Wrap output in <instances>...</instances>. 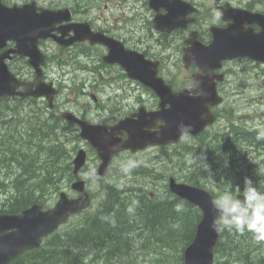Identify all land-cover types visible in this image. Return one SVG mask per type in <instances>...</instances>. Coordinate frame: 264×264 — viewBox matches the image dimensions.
Returning a JSON list of instances; mask_svg holds the SVG:
<instances>
[{
    "label": "water",
    "instance_id": "obj_1",
    "mask_svg": "<svg viewBox=\"0 0 264 264\" xmlns=\"http://www.w3.org/2000/svg\"><path fill=\"white\" fill-rule=\"evenodd\" d=\"M181 10L179 5L171 6L166 16L168 19L176 16L178 18ZM57 13L44 11L36 14L29 12L26 7L6 8L0 2V48L7 40H16L17 49L12 51L34 58L31 63L38 78L41 72L38 60L40 53L36 48V39L44 36L48 23L59 20ZM234 20L233 26L226 29H213V41L208 46H202L192 40L191 47L186 50L184 60L194 59L201 69L209 67L211 71L219 66L222 59L226 58L248 56L264 61V30L256 34H244L242 35L244 39L239 40V34L234 30L241 29L243 19L241 24L236 21V17ZM171 21L177 25V22L172 19ZM96 37L101 38L100 42L105 43L109 48V54L104 58L105 61L121 64L131 78L150 86L161 100L159 104L161 110L150 114L140 111L136 114L137 119L122 120L110 131L104 127L76 120L81 128V137L87 139L96 148L101 158L98 169L100 175L104 173L111 154L117 150L128 148L135 151L148 144L164 145L176 142L181 137L178 125L191 126L190 134L195 135L213 122L214 116L209 112L208 105H214L220 101L216 95L213 79H209L208 76L200 77L197 84L201 87L202 94L199 96L189 95V90L172 93L170 87L156 76V68L152 66L150 69L142 55H133V52L125 51L120 43L111 38L100 37L99 34H96ZM8 53L0 56V96L13 95L18 84L3 63V58ZM167 103L169 107L163 109ZM159 119L164 121V124L160 126V131H144L145 127L150 128L154 121ZM147 120L153 122L149 123ZM121 130L127 132L128 137L125 140L117 136ZM84 159L85 153L80 150L74 159V172L83 165ZM72 187L81 192L84 183L77 181ZM169 188L175 194L198 206L202 211L193 241L184 250V264H213V249L219 230H213L209 226L216 216L211 203L212 196L205 190L176 183L173 179L170 180ZM88 203L87 193L76 199H69L65 193H61L55 207L49 211H41L40 206L33 205L20 214H0V264H9L19 253L37 247L44 235L65 221L70 213L87 207Z\"/></svg>",
    "mask_w": 264,
    "mask_h": 264
},
{
    "label": "trees",
    "instance_id": "obj_2",
    "mask_svg": "<svg viewBox=\"0 0 264 264\" xmlns=\"http://www.w3.org/2000/svg\"><path fill=\"white\" fill-rule=\"evenodd\" d=\"M4 122L0 120V123ZM32 125L36 126V123ZM14 132L26 142L25 138L31 133V126L22 122L21 125L14 127ZM49 133L38 140V151L30 157H26L14 143L4 148L11 160L20 162L22 158L25 161V165L20 163L24 172L28 173L24 181L18 180L20 176L15 180L17 196L12 193L14 185L10 184L8 187L6 192H11V195L7 196L9 201L16 196L9 202L8 210H18L36 202L38 196L33 191L42 183L56 187V179L62 173L59 166L64 164L65 171L69 168L67 154L62 164H57L64 152L63 139H66L67 135L63 133L59 138L60 133L54 134V130ZM212 139V142H208V148L213 146V164L218 160L214 157V152L228 153L231 149L216 147V138ZM30 144L37 147L36 143ZM42 146L50 156L36 163ZM32 165H39L43 172L36 174L34 167L31 173ZM217 179L219 177H216V181ZM230 179L224 178L226 186L231 185ZM219 195V192L215 194L216 197ZM133 200H137L139 204L135 215L131 216L126 209ZM176 204H182L184 210L176 212ZM103 217H114L115 226ZM199 218L200 212L196 207L177 197L169 194L155 197L149 192H123L115 185H111L107 186L98 208L85 211L76 225L50 236L38 248L16 257L11 264H143L137 256L142 248L147 249V254L152 255L148 260L149 264H183L182 251L191 241ZM253 240L256 239L250 232L240 234L225 229L216 246V264H222L221 259L226 258L240 264L260 263L263 260L259 254L262 246L257 243L261 242L255 243Z\"/></svg>",
    "mask_w": 264,
    "mask_h": 264
},
{
    "label": "rangeland",
    "instance_id": "obj_3",
    "mask_svg": "<svg viewBox=\"0 0 264 264\" xmlns=\"http://www.w3.org/2000/svg\"><path fill=\"white\" fill-rule=\"evenodd\" d=\"M115 3H117L116 0ZM104 5H105L104 2H101L99 4L100 9L98 13H102L104 16H106V18H108L111 15V11L109 8L104 9ZM112 5H113V15L121 16L122 9H120L121 8L120 5L118 3ZM106 22L107 21L105 20H100L97 21V24L101 25V24H105ZM117 25L120 27L121 25H123V21L121 20ZM179 56H180L179 52L176 53V59L172 61L170 60V62L167 61L166 63L163 64L164 68L162 67V69H160L161 75L167 78L168 79L167 81H169L170 83L172 82L174 86H177L175 84L176 81L181 82V84L187 82L188 73L184 68L181 67V63H179L178 61ZM93 57L99 58L101 57V53L97 52V54H94ZM231 66L236 69H233L231 72L229 71L227 74V83L229 84H227L228 86L226 88L225 93L228 96L227 100L230 101L225 103L224 105V107H229V109L225 110L223 112V115L218 114L221 117L219 118L218 116L216 123L213 126L209 127L207 129V133L201 136L198 140H195L191 137H189L187 140L182 139L176 147L177 149L176 152L178 153L181 152V154L175 156L172 161H168V159L164 158L159 153V149L155 147H148L146 149L140 150L135 153L120 151L112 157L106 175L103 178L104 180H99L100 178L97 177V173H96V168L99 162L98 157L96 155V152L92 149V147H90L86 143L85 140H81L77 138L71 142H68L63 147L64 151L65 149L66 151L62 152V155L66 153L67 155L71 154V156L73 157L76 150L80 147H83L88 153L87 163L82 168L81 175L82 178L88 181L87 188L94 197V203L92 204L93 206L91 210L96 208L99 201L103 199V197L105 196V191L104 189L102 190V185L104 183L113 184L120 189L140 188L146 190L147 188L149 191L155 193L156 195H158V193H160L159 195H164L166 193L164 186V184L166 185V178H164V176L167 175L166 174L167 172L175 174L179 180H184L185 178L183 177V173L189 172L191 174L192 181L195 180L196 178H199L202 182L208 183L207 185L209 184L213 185L211 178H213L212 176L214 175L211 174V171L214 174L225 173L226 174L225 177L228 178L230 177L232 179V180L230 179L231 185H233V181L235 183L236 182L240 183V181H242L237 176L238 173L234 174L231 172L230 173L223 172L222 166L219 165L220 159H218L216 163H213L212 169L210 168L211 165L208 164L209 168L207 170L200 167H196L195 165H189L186 161V156L189 153H192L190 150H188V148L192 144H197V143H201L202 141L208 140L210 138V135L220 136L225 132L227 133V131L232 128V125L227 124V122L235 121L236 124H238L237 120L250 122V111H247L245 109V105H247L246 102L247 101L250 102L251 96L256 97V96L264 95V86H263L264 76L263 77H259L260 75L256 76L257 73L260 72V70L258 69L253 70L250 65L242 64L240 62H237ZM88 67H94L95 70L92 71V69H68V71L76 76L89 78L88 81L87 79L84 82L80 81V84H82V86H86L87 89L86 92L96 91L99 92V94H101L102 96L101 107L96 108L98 104H93L90 106L87 103V98L84 96H79L77 98L78 100L76 101V95L72 94V90L71 91L65 90L63 92V95L58 97L59 99L58 109L64 104L65 106H68V103L75 101V106H70L74 110L80 111L84 114L87 113L88 118L92 121L111 124L117 121V119H119L120 117L124 116L126 113L130 112V110L134 109L135 107H138L137 105L139 103H144L147 106L154 104V101L152 99V94L150 92H148L147 90L141 87H138V89H136L135 88L136 86L134 85L133 82L128 83L126 82V80H123V78L120 77V74L122 73L119 67L106 66L105 64L100 65L98 63V59L94 61V64H90V66ZM53 70L57 71L58 68H55ZM95 85H97L96 88ZM117 88H119V90H116ZM95 89H98V91ZM236 89H240V90H236ZM117 91L120 93H116ZM238 93L242 95L241 98L240 96L238 97ZM236 99H238L237 102ZM234 102L238 104L232 106V103ZM247 107H251V106H247ZM218 109H220V107H218L217 110ZM251 114H252L251 115L252 120H256L255 114H253L252 112ZM259 122L262 121L259 119ZM238 128L243 129L242 127H238ZM53 129L54 131L55 130L58 131V129L56 128ZM64 133L67 136H71L73 134L72 131H68L67 129L64 130ZM15 139H19V138L16 137ZM12 141H16V140H12ZM173 149L174 148L170 149L171 153L173 152ZM251 149L252 148L247 147V149L245 150H247V152L249 151L248 153L253 157L252 159L255 162L257 159L256 163L260 165V169L259 168H255V169L256 172H261V170H264V162H263L264 151L261 152L262 155L256 157L252 154V152H250ZM40 151L44 153L38 156L41 157V159H44L46 148L42 146V149H40ZM129 158L135 159L139 164V167L135 168L130 176L124 175L119 171V164L121 162L126 161ZM246 159L239 158V160H237L235 164L239 165L240 168L246 169L247 168L246 166L248 165V163H250L249 159L248 158ZM228 165L233 166V164H229V163L227 164V166ZM239 167H237V170H242L240 171L241 172L240 177H242V179L243 178L245 179L246 177L251 178L250 173L245 172L246 170L240 169ZM16 168H15V164H13L11 167L12 172H18V168L17 169ZM142 168L143 171H141ZM147 169H152L153 172L148 174ZM4 171L5 169H2L0 171V174H2ZM93 171H94V178H92L91 176V173H93ZM61 172L68 173V171H65L63 169L61 170ZM117 172H119L120 174H117ZM68 177L69 175H67L65 178H63V175L60 176L57 182V188L60 187L59 190L68 189V186H66L68 183ZM46 187L49 188L50 186L46 185ZM238 187L239 185H237V189ZM243 187L244 184L242 186V189ZM216 189L219 192L223 193V190H220L218 187H216ZM54 197L55 194H53L50 191V193L47 194L46 196L48 203L51 202L54 199ZM79 221H80V216L71 217L68 221L69 224L68 226L78 223ZM63 228L64 226L61 227L60 231L63 230ZM137 256L140 262H143V264H149L148 260L151 258L152 255L147 254V249L142 248V250L138 251Z\"/></svg>",
    "mask_w": 264,
    "mask_h": 264
},
{
    "label": "flooded vegetation",
    "instance_id": "obj_4",
    "mask_svg": "<svg viewBox=\"0 0 264 264\" xmlns=\"http://www.w3.org/2000/svg\"><path fill=\"white\" fill-rule=\"evenodd\" d=\"M8 5H23L30 3L37 12L41 9L60 10L62 14L60 19L53 25L51 35L45 38H40L38 45L44 54L45 63L43 65V79L52 81V78L47 74L46 70L50 68L74 69V68H87L90 64L98 59L100 65L105 64L102 60L103 55L107 52V48L102 45L91 44L88 35L91 31L100 32L104 35L114 37L122 41L126 49L136 50L144 55L145 58L159 63L160 67L167 61L176 59V53L179 51L183 53L186 47L187 40L191 33L196 32L197 39L202 44L207 45L212 40V33L210 29L215 27L217 29H226L234 23V18L241 24V29L237 28L234 32L238 33V39H244L242 35L248 33H259L264 30V0H183L190 4L191 7L196 9L193 15V22L188 24L184 29H175L170 32L159 31L155 29L153 18L156 15L149 7V0H116L122 9L121 16L113 15V5L115 0H2ZM92 1V2H91ZM104 2V9L109 8L111 15L106 18L99 12V4ZM110 4V6H109ZM68 10V12H66ZM158 13L163 14L164 9L159 8ZM262 16V17H258ZM239 17L241 20L239 21ZM233 18V19H232ZM123 25H117L121 20ZM105 20V24H97V21ZM112 21V22H110ZM78 25L81 32L74 34L72 25ZM57 37H61L58 41ZM83 37V39H82ZM74 39V41H71ZM14 46L13 42L6 45V48ZM181 47V48H180ZM2 49L0 52H2ZM97 52L101 53V57H93ZM182 57V54H181ZM181 62V61H180ZM237 62L248 64L251 68L256 70L263 67V61H257L249 57H239L232 60H227L222 63L219 70L225 77L219 88L224 91L226 88L223 86L227 83V67ZM10 68H16V73L20 79L24 81H32L33 73L30 70L31 65L26 57L16 56L7 60ZM84 64V65H81ZM106 66H109L106 64ZM117 66V65H115ZM27 68L26 70L20 68ZM118 67V66H117ZM94 68V67H93ZM185 68V67H184ZM29 69V70H28ZM187 81L189 76L197 72V66L190 63L185 68ZM207 71L204 72V74ZM261 72V71H260ZM259 72V73H260ZM258 74V73H257ZM123 80L129 82V79L122 71ZM55 84V83H54ZM170 86L173 87V84ZM56 97L59 96V88ZM191 84H183L182 87H188ZM139 85H136L138 89ZM90 94H95L90 91ZM55 97V98H56ZM99 98H102L99 94ZM32 98H28L31 100ZM154 101L153 105L147 106L144 103H139L137 106H144L150 110L158 105V98L152 95ZM40 100L44 104L46 101L42 98ZM95 104L99 105V99H96ZM48 103H46L47 105ZM56 105V99H54ZM53 104V105H54ZM138 107L130 110L124 115H131ZM55 115H61V112H53ZM79 117L84 118L85 114L78 112ZM107 124L108 126L113 125ZM247 143V141H245ZM252 143V142H251ZM8 143H2L0 146V166H5V153L4 148ZM3 150L6 151L3 153Z\"/></svg>",
    "mask_w": 264,
    "mask_h": 264
},
{
    "label": "clouds",
    "instance_id": "obj_5",
    "mask_svg": "<svg viewBox=\"0 0 264 264\" xmlns=\"http://www.w3.org/2000/svg\"><path fill=\"white\" fill-rule=\"evenodd\" d=\"M178 131L187 140L191 132V126L180 124L178 125ZM256 139L264 140V128L258 130ZM186 161L189 165H195L205 170L209 168L203 152L199 155L194 154V152L189 153L186 156ZM225 166H227L226 159ZM137 167H139L138 162L129 158L119 164V171L130 176ZM91 176L94 178V171ZM211 203L216 211V216L209 225L213 230L227 229L240 234L250 232L256 241L264 242V191L259 190L251 179L246 177L243 189L241 190L238 187L235 195L231 192H225L212 200ZM138 204L137 200H133L126 209L127 213L134 216ZM183 210L182 204L175 205L176 212L179 213ZM103 219L110 220L113 226L116 224L114 217H103Z\"/></svg>",
    "mask_w": 264,
    "mask_h": 264
},
{
    "label": "bare ground",
    "instance_id": "obj_6",
    "mask_svg": "<svg viewBox=\"0 0 264 264\" xmlns=\"http://www.w3.org/2000/svg\"><path fill=\"white\" fill-rule=\"evenodd\" d=\"M56 122V121H55ZM54 122V123H55ZM58 122V121H57ZM52 129H53V127H52ZM57 129V128H56ZM54 130V129H53ZM59 134L60 133V135H59V138L62 136V134L64 133V130L63 129H58V131H54V134ZM50 134V133H49ZM49 134H46V135H49ZM42 138V137H41ZM40 139V138H39ZM61 140V139H60ZM74 140V134H72L71 136H67L66 137V139H63V142H64V144H63V146H65L68 142H71V141H73ZM213 140V139H212ZM216 140V139H215ZM245 141H247V143L245 142ZM212 142V141H211ZM252 142V143H251ZM39 144H37V146H38ZM227 147V148H229V149H231V150H240V148H246L247 149V147H250V148H252L251 150H250V152H252V154L254 155V156H256V157H259L260 155H262L261 154V151L260 150H264V140H257L256 139V137L255 136H247V137H243V138H239L237 141H229V142H222V143H220V146L219 147ZM42 149V148H41ZM38 151V149H34L33 151H30V150H25L24 151V154H25V156L26 157H30L31 155H33V153H35V152H37ZM226 151H222V152H214L215 154H214V157H217V159H221V157H223V155H224V153H225ZM249 152V151H248ZM23 153V152H22ZM44 152H42V151H40L39 150V152H38V155H42ZM208 153V152H207ZM206 153V154H207ZM228 154H230V153H228ZM50 156V153L46 150L45 151V157H44V159H46V158H48V157ZM52 156H54V155H52ZM38 161L36 162V163H38L39 161H43V159H41V157H39L38 156ZM67 159V158H66ZM256 159V158H255ZM259 159V158H258ZM263 159V158H262ZM261 159V160H262ZM247 160V159H246ZM250 161V160H249ZM20 162L21 163H24V165L26 164L25 163V161H23V159L22 158H20ZM241 162V161H240ZM256 162H257V159H256ZM263 162H264V160H263ZM234 166V165H233ZM15 168H16V166H15ZM17 169V168H16ZM245 172H247V173H250V171H248V170H246ZM246 173V174H247ZM211 174L212 175H214V176H212V177H214L215 179H216V177L218 178L219 177V179H217V182H218V188L220 189V190H223V193H225V192H231V193H233V192H235L236 191V189H237V185H239V183H235L234 181H233V185H231V186H226V184L224 183V178H225V173H219V174H217V175H215L214 173H212V171H211ZM262 175H261V177L263 178V180H264V171H262V173H261ZM62 175V173H60V175H59V178H60V176ZM248 175V174H247ZM252 175H254V174H252ZM259 175H255V177H257L258 179H257V181H256V186H257V188L259 189V190H261V191H264V181L262 180V179H260V177H258ZM59 178H57L56 180H57V182H58V180H59ZM248 178V177H247ZM250 179V178H249ZM111 185H113V184H108V185H106L105 187H104V191L106 190V188H107V186H111ZM117 187V186H116ZM55 188H57V186L55 187ZM120 189V188H119ZM121 191H123V192H129V193H131V192H135V193H137V192H141V193H143V192H146L147 190H145V189H137V188H128V189H120ZM155 194V193H154ZM160 193H158V195H159ZM156 195V194H155ZM211 196L213 197V198H217L215 195H213V194H211ZM102 201V199L99 201V203L97 204V207L96 208H98L99 207V204H100V202ZM96 208H94V210L96 209ZM225 229H223V231H224Z\"/></svg>",
    "mask_w": 264,
    "mask_h": 264
}]
</instances>
